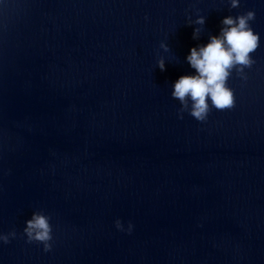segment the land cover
Wrapping results in <instances>:
<instances>
[{
  "label": "clouds",
  "instance_id": "obj_1",
  "mask_svg": "<svg viewBox=\"0 0 264 264\" xmlns=\"http://www.w3.org/2000/svg\"><path fill=\"white\" fill-rule=\"evenodd\" d=\"M230 9L240 6V0H228ZM256 13L248 10L242 14L227 16L222 19V28L219 35L209 37L206 45L193 47L186 57L189 65L195 69V75H182L174 83L171 91L172 98L179 101L181 107L178 110V118L183 119V113L187 112L199 122H204L211 110H230L235 107V95L233 90L227 86L233 70L242 79H246L245 68H251L255 61L251 54L260 45V36L254 32L250 22L254 21ZM205 17L198 16L195 21H188V24L204 26ZM201 28L196 27L193 38L198 39ZM161 47L169 51L167 44L162 43ZM161 71L165 70V60L161 58L157 62ZM211 101V104L209 103ZM51 217L42 210L33 212L30 219L25 223L23 229L27 242H37L43 245V250H52L51 241L52 225ZM117 229L123 230V225L118 219L115 222ZM133 225L129 223L127 231L131 233ZM17 235L15 230L0 233V242L8 244L11 238Z\"/></svg>",
  "mask_w": 264,
  "mask_h": 264
}]
</instances>
